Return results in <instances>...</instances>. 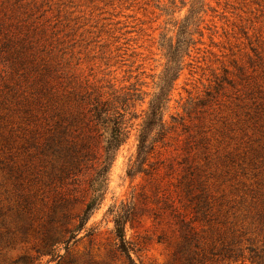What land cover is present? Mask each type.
Listing matches in <instances>:
<instances>
[{
	"label": "rangeland",
	"instance_id": "rangeland-1",
	"mask_svg": "<svg viewBox=\"0 0 264 264\" xmlns=\"http://www.w3.org/2000/svg\"><path fill=\"white\" fill-rule=\"evenodd\" d=\"M190 10L194 46L164 111L166 135L135 173L138 134L167 62L162 38L175 43ZM7 15L13 40L31 41L43 58L32 61L13 43L19 56L5 62L0 44V264H128L113 234L111 211L122 210L132 212L125 234L136 264H182V223L201 218L205 205L225 211L232 188L245 181L234 178L230 163L242 135L234 103L249 84L264 81V0H0V19ZM44 63L59 70L55 89L115 92L130 107L129 138L106 175L104 200L78 233L101 162L100 136H93V155L62 184L58 167L40 165L28 208L24 171L10 169L24 163L16 104L40 75L33 65ZM82 129H72L74 139L83 138Z\"/></svg>",
	"mask_w": 264,
	"mask_h": 264
},
{
	"label": "trees",
	"instance_id": "trees-1",
	"mask_svg": "<svg viewBox=\"0 0 264 264\" xmlns=\"http://www.w3.org/2000/svg\"><path fill=\"white\" fill-rule=\"evenodd\" d=\"M195 14L194 10L189 11V16L178 29L175 43L166 37L162 38L160 48L167 62L138 134L133 164V168L136 167L135 173L142 172L155 144L166 135L164 111L170 102L175 82L183 70L184 59L194 46L189 23ZM9 24V15L0 19V44L5 52V62L19 56L18 51L11 48L13 43L19 44L21 52L30 51L32 61L43 58L31 41L27 45L22 38L13 40L9 35ZM21 64L22 62L20 67ZM11 68L16 70L18 66L12 63ZM41 68L33 65L34 71L40 70L33 89L26 91L22 101H17V97L14 99L17 101L16 112L22 124L24 163L20 167L15 162L10 169L13 172H16L14 168L24 171L22 177L27 180L28 189H32L29 196L26 193L21 195L28 208L31 200L37 196L40 165L50 166L52 170L58 167L56 179L62 184L72 173L81 170L86 159L93 155V136H100L103 145L101 162L89 183V199L73 230L78 233L85 230L104 200L106 175L118 151L129 138L130 107L127 101H119L115 92L106 97L100 91L55 89L51 81L59 76L57 66L44 63L42 71ZM262 82L249 84L242 96L237 95L234 103L236 117L239 118L235 129L242 135L230 154V163L237 168L233 170L234 178L240 176L245 181L241 188H232V198L224 203L225 211L205 205L198 211L201 218H196L191 223H182V264H264V81ZM3 109L0 108L1 120ZM7 118L8 122L12 119ZM82 127V131L78 132L83 138L74 139L75 132L72 129ZM131 173L132 170H129L128 176ZM111 216L117 251L128 264H136L132 259L134 249L125 234L132 212L111 211ZM197 221L202 224L200 232L194 226ZM91 234V230H88L86 236L90 237ZM49 246H54V243L50 242Z\"/></svg>",
	"mask_w": 264,
	"mask_h": 264
}]
</instances>
